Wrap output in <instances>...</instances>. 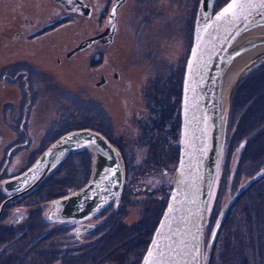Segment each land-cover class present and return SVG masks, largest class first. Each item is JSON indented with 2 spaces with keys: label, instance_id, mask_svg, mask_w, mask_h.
Segmentation results:
<instances>
[{
  "label": "rangeland",
  "instance_id": "1",
  "mask_svg": "<svg viewBox=\"0 0 264 264\" xmlns=\"http://www.w3.org/2000/svg\"><path fill=\"white\" fill-rule=\"evenodd\" d=\"M47 1L50 0H0V80L8 76V73L4 72L5 67L17 63H24L25 65L17 66L16 70H28L26 66H30L34 67L33 69L36 72L34 74L31 70H28L30 72V76L26 80L29 85L28 98L23 94L25 90L27 91V87L22 84L21 78L17 82L18 90L15 84L8 81L4 83V90L0 89V124L2 128L7 131L3 126L5 118L2 109L6 108L8 104H15L16 113L19 111L17 115V124H19L29 99L32 102L31 109L34 110V124L37 125L40 119L39 127L49 125L51 135L76 131L79 121L87 120L83 114L80 117L83 111L91 116H96V114L101 116V111L105 110L104 112H110L115 119L111 123L112 127H108L104 120H98L101 122V126L97 127L99 129L104 128L102 126V122H104L106 130L109 128V133L116 145L129 144L130 136L133 137V141L136 138L137 141L138 138L142 140L144 136L151 139V141L147 139L143 141V148L133 146L132 152V143H130V148L125 146V149H129L131 152L128 155L130 160L138 162L143 159L153 144H159L163 147V143L158 139V136L161 135L159 118L163 117L160 116V108L157 107L154 112L152 106L145 107L144 113L140 114L142 111L141 106H144L141 95L146 92V82L151 84V87L147 90L150 93L156 90L165 92L170 82L174 83L175 80L177 81L178 92L181 91L185 63L192 45L194 21L200 0H124L116 10V28L110 43H93L95 45L89 48L92 50V54L96 53L94 56L98 59L96 62L93 61L95 58L89 59V52H85V55L82 53V56L78 57L76 52L85 49L77 50L71 54L69 52L72 50L69 51V49L72 47L77 48L82 41L96 36L95 33L99 32L101 34L105 31L109 11L115 0L110 3L111 6L109 5V10L103 22L99 21L97 15L101 12L99 3L101 2L104 5L105 0H85L93 8L94 20L95 17L97 18L95 22L92 20L84 22L78 15L77 20H66L65 27L60 28L59 34H57L58 32L51 33L47 36L27 38V40H24L25 37L21 36L17 41L13 34L19 29L18 25L21 24L24 18L35 22L37 19L34 18V13L35 10H38L37 3H41L40 7L46 8L49 5ZM52 1H50V6L54 4ZM228 1L215 0L214 15ZM31 5L32 9L35 8L34 11L30 9ZM190 12L193 13L192 28L190 27L186 37L183 32L186 30L188 13ZM21 15H24V17L22 16V18ZM24 21L26 20L24 19ZM39 24H41V21ZM72 25L78 26L80 32L78 35H75L74 31H67ZM64 28L67 29L64 30ZM74 28L76 27H73L72 30ZM62 29L64 30L63 33ZM82 34H88V37H80L78 40V37ZM185 37L187 42H185ZM23 41L28 43H21ZM27 44L28 47L25 46ZM98 44L100 46H97ZM58 56H60V61L56 62ZM263 61L264 54L258 55L251 62V65L233 79L232 85L229 83V88L226 90L228 100L224 121L225 137H223V147L220 151L208 203L207 218L210 216L212 222L205 229L204 237H209L219 213L225 205L231 201H234L232 203L239 202L238 197L244 192L245 199L255 196L251 203L254 201V204L258 206V210H254L255 212L252 215L257 214L259 224L253 226V216L249 215V212H245L243 207L235 210L238 203L234 205L235 207H232L233 204H231V208L229 206L230 209H227L219 226L218 236L208 255V264H225L224 260L227 261V264H248L244 261V256H247L250 261L256 260L251 257L252 255L257 256L251 250V246H254L257 252L260 250L261 254L259 256L264 259V181L260 183V179L251 182L249 180L254 174L264 169V120H260L264 116V85L261 87L263 80L260 83V80L254 79L258 76H253L259 71L260 64ZM255 68L256 71H254ZM252 70L253 74L248 75ZM113 71H118L119 78H113ZM101 74H104L108 80L106 86L103 87H101L102 85L98 86ZM10 75L9 78L13 76V74ZM251 77L253 78L248 80ZM125 85H128L129 88L126 89ZM95 95L103 100V104L99 101H92L91 98H95ZM127 100L130 101L131 106L127 105ZM98 102L103 109L94 104ZM83 117L84 119H82ZM82 123L88 124L89 122L83 121ZM117 138H120V140L118 141ZM242 143L244 147H240ZM154 151L152 150L149 157L158 159ZM83 156L81 158L74 155V157H68L65 163L63 161L61 168H58L59 171L57 170L65 177H63V184L60 186L55 182L50 184L48 180L38 185L43 179L42 177L36 183L37 186L28 199H35L38 196L32 195L41 193L38 207L39 209L42 208L41 211L46 212L57 197L79 191L89 180V171L93 160V155L90 152H86ZM162 162L165 163V160H162ZM132 167L128 166V174L131 171L133 172ZM56 168L54 167L52 170L56 171ZM87 172L88 176H86ZM138 173L134 174L133 177ZM54 175L56 174L51 176ZM247 182L248 185L241 193L233 197L239 188ZM257 182L259 184L252 187V184ZM154 183L151 180V185ZM132 185L133 183L130 186ZM138 186L140 185L136 187ZM58 194L60 195L58 196ZM13 217L12 211L8 208L3 211L0 223L2 225L3 223L8 224ZM107 218H109L108 215L99 220L104 222ZM138 218L137 209L135 208L127 212L125 221L130 224L133 221L137 222ZM41 222L42 220H38V223ZM34 225V230L39 233V236L42 231H50L57 226L56 223H53L46 228H42V226L36 225V221ZM107 227L111 230L116 229L113 224L107 225ZM252 227L253 229H250ZM15 230L17 229L15 228ZM70 230L67 231L68 234H71ZM14 231L10 233L13 234ZM251 231L252 234H250ZM68 234L57 232L50 236H53L58 242L60 235L70 236ZM5 235L9 240L10 235ZM0 238L5 239L1 233ZM109 238L107 239L108 242L100 247V250L105 256L108 252H111L115 261L110 262V264L132 263L131 260L135 256L133 255L134 252L131 251L133 250L130 247L131 244H127L126 247L130 254L126 252L125 257L117 254L118 243L122 246L127 243L130 236L115 232ZM259 240L262 244L259 243ZM228 257L230 258L227 259ZM259 262L262 261L259 260ZM253 263L255 264V262Z\"/></svg>",
  "mask_w": 264,
  "mask_h": 264
},
{
  "label": "flooded vegetation",
  "instance_id": "2",
  "mask_svg": "<svg viewBox=\"0 0 264 264\" xmlns=\"http://www.w3.org/2000/svg\"><path fill=\"white\" fill-rule=\"evenodd\" d=\"M50 1H47L49 5L46 8L40 7L41 3H37V11L35 8L32 9L31 5L30 9H32V11L35 10L34 18L37 20H35V22L33 20L30 21L28 18H24L26 21H24V19L22 20L21 24L18 25L19 29L13 34V37L17 41L21 36H24V40H27V38L31 39L35 36H47L51 33L57 32V34H59L61 31L60 28L65 27L64 23L66 20H77L78 15L84 20V22L87 20H92L95 22L97 18L99 21L103 22L109 10V5L111 6L110 3L112 2V0H105L104 5H102L100 2L99 6L101 8V12H99V15H97V18L95 17L94 20L92 13L93 8L90 7L88 1L85 2V0H83L90 7V12L86 17H84L81 13H78V0H71L68 4L64 2V0H61V3L54 0L52 2H54L56 5L52 4L51 6ZM22 16L24 17V15H21V17ZM192 18L193 13H188L186 30L183 32V35H186V37L190 27L192 28ZM40 21L41 24H39ZM76 25H72L69 29L64 28V30L67 29V31H74V34L78 35L80 32L78 30V26ZM73 27L76 28L72 30ZM97 34H99V32L95 33V35ZM80 37H88V34L80 35L78 40ZM186 37L185 42H187ZM21 43L28 42L23 41ZM94 45L95 44L88 46V48H85L83 51L76 52L78 53V57L82 53L85 55V52H89V59L91 60V58H95L94 56L96 53L93 52L95 54H92V50L89 49ZM25 46L28 47L29 45L27 44ZM97 46H100V44ZM74 48L75 47L70 48L69 51L73 50ZM69 51L67 50V52ZM59 57L60 56L56 58V62L60 61ZM93 61L96 62L98 59L95 58ZM23 65L25 64L17 63L5 67L4 72L8 73V76H11L10 74H13V76L11 78L5 76L3 80H0V89L4 90V83L5 81H8L11 84H15L18 90L17 82L18 79L21 78L20 81L24 86L27 87V91L25 90L23 94L24 96L26 95V98H28L29 85L26 81L30 76V72L28 70H31L34 74H36V72L33 69L34 67L32 68L30 66H26L28 70H16L17 66ZM112 76L115 79L119 78L118 71H113ZM100 77L101 78L99 82L101 81V84L98 86H106L108 83L106 76L101 74ZM145 85L146 92H143L141 95L144 106H141L142 111L140 114L144 113L143 110L145 107L152 106L154 112L157 110V107L160 108V116L163 117L159 118L161 135L158 136V139L161 140V143H163L164 146L161 147L159 144H153L148 154L138 162L128 158V155L132 152V147L140 146L143 148V141L145 139L151 141V139H148L144 136L142 140H139L138 138L137 141L136 138L133 141V137L130 136L129 144L125 143L124 145H116L113 137L109 133V128L106 130V125L104 122H102V126L104 128L99 129V127H97L101 126V122L98 120H104L108 124V127H112L111 123L115 119L112 117L110 112H104L105 110L101 111V116L98 114H96V116H91L86 114L84 111L81 112L80 117H82L83 114L87 119L83 121H88L89 123L85 124L82 123L83 121H79L78 129H76V131H90L99 134L105 141H107V143L117 151L120 157L124 171V179L121 193L116 204L114 201H111L97 215L87 219L84 222L78 223V229H76L75 225H68L70 223H58L57 220H52V216H50L49 211H41L42 208L40 207L39 209L38 207V202L41 199V193H38V195H32L38 196L35 199H28L29 196H31L30 194L33 193V190L37 184L31 186L32 183H30L21 188L17 186V182L12 183L13 180L17 179L18 176H20L26 169L29 168V166L41 155V153L45 151L48 146H50L55 140L67 132L54 133L51 135L49 125H43V127H39L40 119L38 120L37 125L34 124V110L31 109L32 102H30L29 99L27 100L28 102L25 105V111H23L19 124H17V115L19 111L16 113L15 104H8L6 108L2 109L5 118L4 121L2 120L3 126L7 131H5L0 124V222L3 211L8 208H10L14 217L9 220L8 224L3 223L2 225V223H0V233L5 238L4 240L0 238V264H110V262L115 261L111 255V252H108V254L105 256V254L102 253V250H100V247L106 244V242H108L107 239H110L109 237L115 232L130 236L127 243L123 244L122 246L118 243L117 254H121V256L125 257L124 254L126 252L129 253L128 249L126 248L128 246L127 244H131L130 247L133 248L131 251L134 252V254H132L135 257L131 260L132 263L130 264H138L140 262V259L149 242L153 228H155L158 219L160 220L161 212L168 197L167 193H169L173 173L178 161V140L180 134L181 91L178 92L177 81L175 80L174 83L170 82L169 86L165 89V92L156 90L150 93L147 90H149L148 88L151 87V84L146 82ZM125 87L126 89L129 88L128 85H125ZM168 97L171 100H169ZM91 99L92 101H99L100 103L103 102V100L98 98L96 95L95 98ZM99 102L94 104L103 109ZM126 103L128 106H131L129 100H127ZM84 117L82 119H84ZM6 134L8 136L7 138ZM117 139L118 141L120 140V138ZM130 143H132L131 152L129 149H125V146L126 148H130ZM152 150H155L154 154L158 159L149 157ZM85 153L86 151L70 152L64 157L63 161L65 163L68 157H74V155H78V157L82 158L84 157L83 155ZM162 160H165V163L162 162ZM63 161L58 163V167L55 169L56 171L52 170V173L49 171L48 175L44 176L38 185L45 181L47 182L48 180V183L50 184L54 182L58 186L63 184L64 176L62 173L58 172V168H61ZM128 166L132 167L133 169V172L131 171L129 174ZM136 173L138 174L133 177V175ZM52 174L56 175L51 176ZM86 176H88V172ZM151 180L153 183L155 182L153 185H151ZM132 183L133 185L130 186ZM137 185L140 186L136 187ZM59 195L60 194H58V196ZM65 196L68 195H63V197ZM57 198L59 199L62 197ZM54 201L55 199L53 202ZM135 208L137 209V215L139 216L138 221H133L128 224L125 221V216L129 210H133ZM106 215H108L109 218H107L104 222L103 220H99ZM38 220H42V222L38 223ZM35 221L36 225L42 226V228H46L49 226V224L53 223H56L57 226L53 227V230L51 229L50 231H42L39 236V233L34 230ZM211 222L212 219L210 217L208 226L211 225ZM111 224L116 227L115 230H111V228L108 229L107 225ZM15 228L17 230L14 231ZM68 230L71 231V234H68ZM13 231V234L10 233ZM57 232H60L61 234H68L70 236L60 235V240L57 242L53 236H50L51 234ZM5 234L10 235L9 240ZM18 250H20L21 253L23 252L20 259L16 254V251ZM14 252L16 257L13 260H9L10 255L14 254ZM36 252L40 253L42 257H36ZM99 253H102L103 255Z\"/></svg>",
  "mask_w": 264,
  "mask_h": 264
},
{
  "label": "water",
  "instance_id": "3",
  "mask_svg": "<svg viewBox=\"0 0 264 264\" xmlns=\"http://www.w3.org/2000/svg\"><path fill=\"white\" fill-rule=\"evenodd\" d=\"M55 1L61 3V0ZM123 1L115 0L112 10H117ZM64 2L68 4L70 0ZM256 2L259 4V0ZM227 3L214 15L211 9L214 0L210 5L207 0L199 1L182 81L179 152L172 189L139 264H145L146 260L150 264H206L219 226L233 202L220 211L205 241L207 205L217 171L228 100L227 91L222 88L224 64L236 54L250 50L251 46L264 44V36L251 38L249 35L250 30H264V8L252 10L247 19L232 23L217 21L216 15ZM89 12V6L78 0V13L86 17ZM115 28L116 11L107 20L103 33L82 41L69 54L93 43L109 44ZM79 151L93 155L87 184L52 202L48 211L52 220L58 222L84 221L113 198L117 200L122 185L123 172L117 153L100 135L83 130L62 135L12 183L17 182L21 188L30 183L34 186L68 153ZM262 176L264 169L249 180ZM248 182L233 197L241 193Z\"/></svg>",
  "mask_w": 264,
  "mask_h": 264
},
{
  "label": "bare ground",
  "instance_id": "4",
  "mask_svg": "<svg viewBox=\"0 0 264 264\" xmlns=\"http://www.w3.org/2000/svg\"><path fill=\"white\" fill-rule=\"evenodd\" d=\"M213 8L214 11V4L212 5L211 9ZM112 7L110 8L109 15L107 20L110 18L112 14ZM264 30L262 29H253L249 31V35H252L251 38H256V37H263L264 35ZM262 35V36H261ZM250 50H244L235 56H233L231 59H229L225 64H224V81H223V87L224 90H227L229 88V83L231 84L233 82V79L239 75L240 72H243L249 65H251L253 60L258 56V55H263L264 54V44H255L249 48ZM232 85V84H231ZM49 173V172H48ZM48 173L46 175H48ZM45 175V176H46ZM263 178L260 177L259 179ZM257 179V180H259ZM209 220L210 217L206 221V227L209 225Z\"/></svg>",
  "mask_w": 264,
  "mask_h": 264
},
{
  "label": "trees",
  "instance_id": "5",
  "mask_svg": "<svg viewBox=\"0 0 264 264\" xmlns=\"http://www.w3.org/2000/svg\"><path fill=\"white\" fill-rule=\"evenodd\" d=\"M254 71H256V68L254 69ZM253 72V70L250 72V73H248V75H250L251 73ZM253 74V73H252ZM253 76H258L257 78H254L255 80H260V83H261V81H262V84H261V87H262V85H264V62L263 63H261L260 64V69H259V71H257L256 72V74L255 75H253ZM253 77H251V78H248V80H250V79H252ZM247 80V79H246ZM243 81H245V80H243ZM258 91V90H257ZM261 121H263L264 120V116L260 119ZM240 147H244V144L242 143L241 145H240ZM264 181V178H262V179H260V183L261 182H263ZM259 182H257V183H255V184H252V187L253 186H255V185H257V184H259ZM251 187V186H250ZM249 187V188H250ZM248 188V189H249ZM247 189V190H248ZM244 195H245V192L244 193H242V194H240V196L238 197V200H239V202H237V201H235V203H232L233 204V206L232 207H235L234 205H236V203H238L237 205H236V207H235V210L236 209H239V207H243V209H245L244 211L245 212H249V215H252V213L253 212H255L254 210H258V206H257V204L255 205L254 204V201H253V203H251V200L252 199H254V197L255 196H250V197H248V199H245V197H244ZM234 202V201H233ZM254 208H253V207ZM252 207V208H251ZM230 208H231V206H230ZM229 208V209H230ZM229 211V210H228ZM227 214H228V212H227ZM248 215V216H249ZM253 216V222H252V225L253 226H258V220H257V214H253L252 215ZM250 217V216H249ZM247 219H248V217H247ZM257 222V223H256ZM259 222H260V220H259ZM250 229H253V227L252 228H250ZM219 232V231H218ZM218 232H217V235H216V238H217V236H218ZM258 232H259V230H258ZM250 234H252V231H251V233ZM258 234V233H257ZM243 238V237H242ZM216 240V239H215ZM215 242V241H214ZM259 243L260 244H262L261 242H260V240H259ZM251 250H253V253L254 254H257V256H251V257H253V258H255L256 260L254 261H250L249 259H248V257L247 256H244V261L246 262V263H250V264H254L253 262H255V264H264V259L262 258V256H259V254H261V251L260 250H258V252L254 249V246H251ZM25 252V251H24ZM23 253V252H22ZM22 253H21V251L20 250H18V251H16V254H17V257L20 259V257H22ZM16 254H15V252H14V254H12V255H10V259L9 260H13L15 257H16ZM229 255H230V253H229ZM226 256H228L227 254H226ZM36 257H38V258H41L42 257V255L40 254V253H38V252H36ZM230 257H228L227 259H229ZM262 261V262H259L258 263V261ZM224 262H225V264H227V261H225L224 260ZM7 264V263H6Z\"/></svg>",
  "mask_w": 264,
  "mask_h": 264
},
{
  "label": "snow or ice",
  "instance_id": "6",
  "mask_svg": "<svg viewBox=\"0 0 264 264\" xmlns=\"http://www.w3.org/2000/svg\"><path fill=\"white\" fill-rule=\"evenodd\" d=\"M205 2L206 0H202V3ZM207 2L209 5L211 4V0H207ZM257 7L264 8V0H259V4H257L256 0H229L226 7L216 15V20L232 23L240 19H247L248 16L251 15L252 10ZM115 11L114 8L112 12L113 15H115ZM193 54L195 55V52ZM69 139H71V137H69ZM149 255H151V252ZM145 264H150V262L146 260Z\"/></svg>",
  "mask_w": 264,
  "mask_h": 264
}]
</instances>
